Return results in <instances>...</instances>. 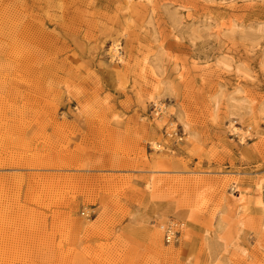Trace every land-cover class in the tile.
Instances as JSON below:
<instances>
[{"label": "rangeland", "instance_id": "374dc122", "mask_svg": "<svg viewBox=\"0 0 264 264\" xmlns=\"http://www.w3.org/2000/svg\"><path fill=\"white\" fill-rule=\"evenodd\" d=\"M0 264H264V0H0Z\"/></svg>", "mask_w": 264, "mask_h": 264}, {"label": "bare ground", "instance_id": "6f19581e", "mask_svg": "<svg viewBox=\"0 0 264 264\" xmlns=\"http://www.w3.org/2000/svg\"><path fill=\"white\" fill-rule=\"evenodd\" d=\"M111 57H112V61H117L119 63H123L125 61L123 52L121 51V44L120 41L118 39L114 40L112 43V49H111ZM233 131L238 130L239 128H235L234 126H232ZM244 137H242V140L244 141ZM152 146L154 148H158L159 145L158 143L153 139L152 141ZM243 194V193H242ZM244 199V196H241V200ZM263 202L260 200L259 204L261 205ZM216 228L218 229H222L223 228V220L221 219L220 221H218Z\"/></svg>", "mask_w": 264, "mask_h": 264}, {"label": "built area", "instance_id": "2783aa9c", "mask_svg": "<svg viewBox=\"0 0 264 264\" xmlns=\"http://www.w3.org/2000/svg\"><path fill=\"white\" fill-rule=\"evenodd\" d=\"M178 225L170 222L168 225L162 226L164 231V238L168 244L175 242L178 239V235L180 234L179 230H177Z\"/></svg>", "mask_w": 264, "mask_h": 264}]
</instances>
